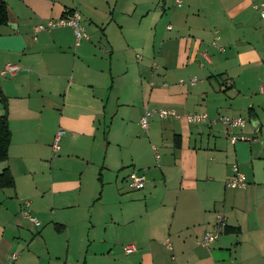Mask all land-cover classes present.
<instances>
[{"label": "crops", "instance_id": "1", "mask_svg": "<svg viewBox=\"0 0 264 264\" xmlns=\"http://www.w3.org/2000/svg\"><path fill=\"white\" fill-rule=\"evenodd\" d=\"M5 1L10 21L0 25V69L7 63L20 68L0 76L12 132L0 172L9 168L15 179L14 188H0V264H41L17 251L28 238L26 201L36 218L67 231L72 250L70 229L87 223L83 211L90 214L85 206L97 192L89 179L84 185L83 173L95 170L101 182L100 165L108 175L121 176L124 168L148 172L142 190L123 195L125 208L88 221L91 239L109 242L110 250L101 246L92 264H264V21L256 0H181L180 6L143 0L126 8L117 3L112 11L90 0ZM65 9L80 13L90 36L79 46L68 27L34 33ZM84 14L90 25L83 24ZM164 107L211 118L239 115L247 124L157 119L150 128L161 152L149 142L141 149L126 142L141 139L132 130L146 108ZM102 124L105 138L98 135ZM58 130L64 135L55 153ZM230 134L256 139L232 144ZM235 164L247 178L242 188L226 186ZM217 213L227 219L225 231L203 246L199 241ZM38 238L45 237L27 244ZM59 241H51L52 250ZM129 243L138 250L126 254ZM84 262L90 263L86 256Z\"/></svg>", "mask_w": 264, "mask_h": 264}, {"label": "rangeland", "instance_id": "2", "mask_svg": "<svg viewBox=\"0 0 264 264\" xmlns=\"http://www.w3.org/2000/svg\"><path fill=\"white\" fill-rule=\"evenodd\" d=\"M92 1V2H91ZM143 0H90L91 3L94 5L98 6L100 9H110L111 11L113 10V7L118 3V8L123 5V7H127L129 5H132L134 2H142ZM89 15V14H88ZM83 24L90 25V22L88 20V17L84 14L83 15ZM108 19L110 17L108 16ZM90 31V30H89ZM102 32V31H101ZM98 34L101 36L100 32L98 31ZM89 35V34H88ZM94 36V35H92ZM98 36V37H100ZM100 39V38H99ZM138 58L141 59V52L138 49ZM152 65V64H151ZM150 65V67H151ZM143 69L148 71V68L143 67ZM121 73L120 71L115 72L114 77L116 78L117 74ZM157 119L161 120L158 117L152 118V122L155 121L157 122ZM109 121V120H108ZM107 121V122H108ZM105 126L102 124L99 128L98 135L100 138H105ZM119 129L128 131L124 127H119ZM133 135H138L139 140H137L134 136L131 137L129 140L126 142L129 144H136L139 149H141L142 146H145L146 142H149L150 145L155 144L158 148L159 151L161 152V148L159 147V136L154 137L152 134V130L148 132H144L140 124H137L135 128L133 127L132 130ZM145 139L147 141H145ZM62 141H60L61 145ZM53 144V142H52ZM80 162L82 160H79ZM75 170L80 173V171L84 170V166L82 162L75 167ZM102 173V180L101 182L99 181V173H96L95 170L93 173H90V169L86 170L84 174V185H87L88 179L89 183L93 184V186L97 189L96 196L95 198L92 199V202H90V205H86L85 207L89 210L90 208V214L87 211H83V218H85V221L87 222L86 224L83 223V225L79 227H73L70 229V234L73 236V245H72V250L70 249L68 251V241H67V231H63L62 233H58L54 229V225L51 222V220H40L38 219L42 225L40 227H35L34 224H32L29 220L23 218L22 216V222L25 224V230L27 232V237H25L26 240L21 239V248L17 249V251L22 252L24 256L30 257V259H35L36 256H38V260L41 262V264H51V263H56V264H85L84 262V257L86 256L88 258L92 259L94 252L98 251V249L102 246V250H105L107 252H110L109 248L107 249L108 243L106 244H100L96 240L91 239V232H89V220L90 222H98V219L104 220L106 217H109L110 212H115L119 211V209L125 208L127 206V200L123 196L126 193H137L139 191L137 190H132L129 188L126 177L128 170L124 168L121 170V176L118 175V172L116 173H111V175H108V172L105 168H102L101 165L98 168ZM127 174V175H126ZM81 175V173L79 174ZM125 176V177H124ZM124 177V178H123ZM123 178V179H122ZM109 181H113L112 185L110 184ZM103 186V187H102ZM101 187L102 189L104 188L106 190V195L105 199H97L100 194H101ZM109 191H111V194L109 195ZM91 203H94L91 206ZM101 214V215H100ZM103 216V217H102ZM101 217V218H100ZM21 222V223H22ZM35 227V228H34ZM101 230V229H100ZM34 232L32 235L28 232ZM37 231H40V234H38ZM102 232V231H101ZM44 235V239L38 238L36 239L31 245L27 244V242L30 239H34L35 237ZM56 239H59V243L57 244V250L54 251L51 249V241H55ZM46 244V246H45ZM113 249L115 248L116 250H119V246L114 247V245L111 244ZM50 247V250H49ZM30 249V253H26L27 250ZM48 250V254L47 251ZM89 264H92L91 262Z\"/></svg>", "mask_w": 264, "mask_h": 264}, {"label": "built area", "instance_id": "3", "mask_svg": "<svg viewBox=\"0 0 264 264\" xmlns=\"http://www.w3.org/2000/svg\"><path fill=\"white\" fill-rule=\"evenodd\" d=\"M177 5H181V0H176ZM254 9L259 12L260 18L264 21V0H256L253 3ZM71 28L74 32L75 36V46H79L83 40L90 39V36L86 32L85 27L81 23L80 13L73 9H65L63 14L58 18L48 19L40 24H38L34 28V33H38L41 31H50L57 28ZM203 56L208 60V52H204ZM19 66L12 63H7L3 68L0 69V76H14L19 70ZM180 83H183L184 80L180 79ZM197 81V77L193 76L189 83L191 85L195 84ZM262 92L264 93V87H262ZM158 117L160 119H180L184 120L188 123H200V122H213V123H221L231 128H243L247 124V120L242 116H228V115H220L217 118H211L207 113H179L174 108H146L143 115L140 118V127L144 132H148L150 129L152 118ZM64 135V130H58L54 136L52 150L57 153L60 149V141L62 136ZM256 137L252 135L245 134H230L229 140L232 144H236L238 142H251L255 140ZM156 156L158 157V150L154 147ZM147 168L143 169H135L131 173L128 174L126 181L130 189L132 190H142L146 186L147 181ZM247 178L245 174L239 171L238 166L235 164L233 166V175L226 180V186L230 188H242L246 186ZM30 202L26 201V209L22 211L23 217L29 219L34 226H40L41 222L31 213L28 209ZM227 225V219L224 214L217 213L213 223L210 228L205 231L199 244L203 246H210L212 242L216 241L220 235L225 231ZM166 247L172 249V244L170 241L165 243ZM123 250L126 254H131L138 250V247L135 243L126 244L123 247ZM16 255H13L15 258ZM172 259H175V256H172Z\"/></svg>", "mask_w": 264, "mask_h": 264}, {"label": "trees", "instance_id": "4", "mask_svg": "<svg viewBox=\"0 0 264 264\" xmlns=\"http://www.w3.org/2000/svg\"><path fill=\"white\" fill-rule=\"evenodd\" d=\"M10 21L8 4L0 0V25ZM0 102L4 105V113L0 116V163L8 159L12 132L9 125L7 100L0 88ZM15 179L9 168L0 172V188H14Z\"/></svg>", "mask_w": 264, "mask_h": 264}, {"label": "water", "instance_id": "5", "mask_svg": "<svg viewBox=\"0 0 264 264\" xmlns=\"http://www.w3.org/2000/svg\"><path fill=\"white\" fill-rule=\"evenodd\" d=\"M10 26H12L13 24L12 23H9Z\"/></svg>", "mask_w": 264, "mask_h": 264}]
</instances>
